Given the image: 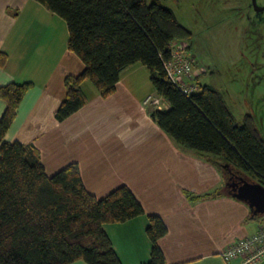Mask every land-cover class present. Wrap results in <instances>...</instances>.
Segmentation results:
<instances>
[{
    "label": "trees",
    "instance_id": "1",
    "mask_svg": "<svg viewBox=\"0 0 264 264\" xmlns=\"http://www.w3.org/2000/svg\"><path fill=\"white\" fill-rule=\"evenodd\" d=\"M35 1L64 20L67 49L84 65L80 73L64 77V98L54 113L58 122L85 105V81L106 98L122 73L140 64L150 74L154 93L148 96L166 105L162 110L147 108V113L176 147L223 170L251 175L264 186V137L252 117L240 123L218 90L195 79L187 83L195 82L196 91L184 93L166 75L163 60L170 43L181 42L191 57V34L161 5L163 0ZM6 61L7 54L0 51L1 68ZM33 87L31 82L0 87L5 104L0 117V264H122L103 226L144 213L130 189L119 186L97 198L85 189L76 163L48 175L32 143L3 141ZM166 230L160 217L148 215L151 248L142 264H166L158 245Z\"/></svg>",
    "mask_w": 264,
    "mask_h": 264
},
{
    "label": "crops",
    "instance_id": "2",
    "mask_svg": "<svg viewBox=\"0 0 264 264\" xmlns=\"http://www.w3.org/2000/svg\"><path fill=\"white\" fill-rule=\"evenodd\" d=\"M67 40L64 20L35 0H0V51L7 54L0 87L34 85L3 141L32 143L48 175L76 163L85 189L97 198L119 186L130 189L144 213L103 226L122 264L149 260L148 215L160 217L167 229L158 240L166 264H240L225 262L220 254L254 234L264 225V215L253 217L246 203L232 197L231 170L180 150L151 120L143 104L154 93L145 66L125 70L106 98L85 81V105L61 122L55 119L64 77L84 68L68 51ZM195 71L198 81L205 70ZM4 110L0 101V117Z\"/></svg>",
    "mask_w": 264,
    "mask_h": 264
},
{
    "label": "rangeland",
    "instance_id": "3",
    "mask_svg": "<svg viewBox=\"0 0 264 264\" xmlns=\"http://www.w3.org/2000/svg\"><path fill=\"white\" fill-rule=\"evenodd\" d=\"M263 2L255 0V7ZM161 5L191 34L192 64L205 70L198 82L218 90L238 122L251 116L264 137V81H259L264 58H258L264 44L255 38L258 30L264 36V23L255 31L252 0H163Z\"/></svg>",
    "mask_w": 264,
    "mask_h": 264
},
{
    "label": "built area",
    "instance_id": "4",
    "mask_svg": "<svg viewBox=\"0 0 264 264\" xmlns=\"http://www.w3.org/2000/svg\"><path fill=\"white\" fill-rule=\"evenodd\" d=\"M163 69L168 78L176 83L184 93L196 91V83H187V80L194 81L198 74L194 72L192 60L185 53L181 42L170 43V53L163 60ZM143 104L146 108L158 110L166 107L163 101L151 95L146 97ZM220 256L225 262L239 260L240 264L261 263L264 260V226L259 227L253 235L233 242L221 252Z\"/></svg>",
    "mask_w": 264,
    "mask_h": 264
},
{
    "label": "water",
    "instance_id": "5",
    "mask_svg": "<svg viewBox=\"0 0 264 264\" xmlns=\"http://www.w3.org/2000/svg\"><path fill=\"white\" fill-rule=\"evenodd\" d=\"M252 5L255 7V0H252ZM242 190L243 193L240 194ZM232 197L246 203L253 217L264 215V186L261 184L242 179L240 188Z\"/></svg>",
    "mask_w": 264,
    "mask_h": 264
},
{
    "label": "flooded vegetation",
    "instance_id": "6",
    "mask_svg": "<svg viewBox=\"0 0 264 264\" xmlns=\"http://www.w3.org/2000/svg\"><path fill=\"white\" fill-rule=\"evenodd\" d=\"M255 8V16H253L254 18V23H258V26L256 27L255 31L258 30V28H260L263 23H264V2L260 5H257ZM257 36H255V38L257 37L258 40H262V43L264 44V36H262L261 32H259V30L257 31ZM258 58H264V54H260L258 55ZM264 67V65L262 66V68ZM258 70V69H257ZM260 71H262V69H260ZM263 77H259V81L262 80L264 81V69H263ZM258 80L255 81L256 84L259 83ZM242 179L248 181V182H253L255 180V178L249 177V176H245V174L243 173H228V181H227V187L229 189V192L231 194H233L234 192H237L238 189L240 188L241 184H242ZM258 183V182H257ZM243 193V190L240 192V194Z\"/></svg>",
    "mask_w": 264,
    "mask_h": 264
}]
</instances>
